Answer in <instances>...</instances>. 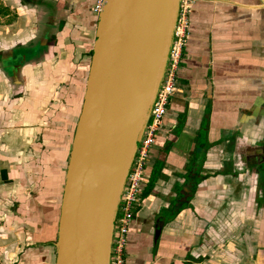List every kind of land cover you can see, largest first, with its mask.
I'll return each mask as SVG.
<instances>
[{"label": "crops", "instance_id": "obj_1", "mask_svg": "<svg viewBox=\"0 0 264 264\" xmlns=\"http://www.w3.org/2000/svg\"><path fill=\"white\" fill-rule=\"evenodd\" d=\"M96 2L0 0V264L56 262ZM186 30L124 262L264 264V0H193Z\"/></svg>", "mask_w": 264, "mask_h": 264}, {"label": "water", "instance_id": "obj_2", "mask_svg": "<svg viewBox=\"0 0 264 264\" xmlns=\"http://www.w3.org/2000/svg\"><path fill=\"white\" fill-rule=\"evenodd\" d=\"M180 0H103L69 153L55 264H110L122 192L163 81Z\"/></svg>", "mask_w": 264, "mask_h": 264}, {"label": "built area", "instance_id": "obj_3", "mask_svg": "<svg viewBox=\"0 0 264 264\" xmlns=\"http://www.w3.org/2000/svg\"><path fill=\"white\" fill-rule=\"evenodd\" d=\"M192 2L193 0H180L178 21L168 66L152 107L149 122L144 130L134 161L128 173L119 203L114 224L110 264H125L123 248L126 242V233L131 224L132 212L140 202L143 172L149 156L148 151L154 142L157 131L162 125L171 97L176 89V75L181 59V52L186 42L188 13ZM102 4L103 0H97L94 11H99Z\"/></svg>", "mask_w": 264, "mask_h": 264}, {"label": "flooded vegetation", "instance_id": "obj_4", "mask_svg": "<svg viewBox=\"0 0 264 264\" xmlns=\"http://www.w3.org/2000/svg\"><path fill=\"white\" fill-rule=\"evenodd\" d=\"M169 107V106H168ZM167 111H168V109H167ZM167 113V112H166ZM166 115V114H165ZM165 117V116H164ZM164 119V118H163ZM158 133V132H157ZM156 140H157V134H156V136H155V139H154V142H153V144L151 145V147H150V149H149V151H148V159L147 160H149L150 159V156H151V150H152V148H153V146H154V144H155V142H156Z\"/></svg>", "mask_w": 264, "mask_h": 264}, {"label": "rangeland", "instance_id": "obj_5", "mask_svg": "<svg viewBox=\"0 0 264 264\" xmlns=\"http://www.w3.org/2000/svg\"><path fill=\"white\" fill-rule=\"evenodd\" d=\"M3 9L1 8V4H0V15H2ZM14 15H12L11 17H9L7 20L12 21L13 20ZM3 19V18H0ZM1 22V21H0ZM70 149H71V144H70ZM119 215V214H118Z\"/></svg>", "mask_w": 264, "mask_h": 264}]
</instances>
